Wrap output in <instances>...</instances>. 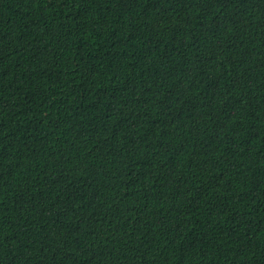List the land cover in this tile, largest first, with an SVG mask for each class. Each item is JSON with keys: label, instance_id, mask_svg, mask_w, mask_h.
<instances>
[{"label": "trees", "instance_id": "1", "mask_svg": "<svg viewBox=\"0 0 264 264\" xmlns=\"http://www.w3.org/2000/svg\"><path fill=\"white\" fill-rule=\"evenodd\" d=\"M0 264H264V0H0Z\"/></svg>", "mask_w": 264, "mask_h": 264}]
</instances>
